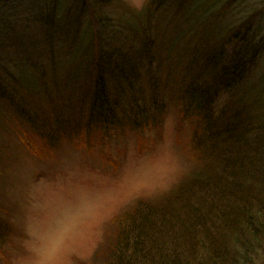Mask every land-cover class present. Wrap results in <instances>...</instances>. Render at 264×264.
<instances>
[{
  "label": "trees",
  "instance_id": "16d2710c",
  "mask_svg": "<svg viewBox=\"0 0 264 264\" xmlns=\"http://www.w3.org/2000/svg\"><path fill=\"white\" fill-rule=\"evenodd\" d=\"M84 1L93 22L108 23L109 0ZM209 1L150 2V12L142 16L149 21L144 36L147 40L132 52L145 57L146 77L155 96L151 97L152 104L143 108V103L139 104L136 112H126L117 120L112 110L118 104L109 101L116 99L117 92L115 88L109 92L108 80L129 83L132 92L134 82L139 84L142 78L132 53L99 52L100 47L93 51L90 46L76 56L79 66L69 67L63 74L62 67L72 61L62 60L72 52L63 48L61 41L50 40L51 34L34 39L21 27L15 39L20 45L14 48L12 58L10 50L5 49L7 42H0V133L16 119L23 126L25 122L34 126L45 106L50 113L60 111V117L66 119L63 107L68 92L73 100L78 93L96 97L89 101L90 115L84 125L72 124L76 127L68 129L70 123L63 121V129L53 130L49 138V143H55L53 149L49 143L42 149L32 144L33 150L45 158L51 152L55 157L63 149L62 141L95 136L94 127L106 126L109 130L113 122L110 134L98 133L105 135L99 138H108V143L119 133L120 137L127 136V129L139 143L145 141L148 129L161 138L168 109L162 96V79L163 83L167 79L168 93L175 101L172 105L181 119L176 141L188 153L193 168L156 202L137 204L112 218L92 262L79 264H255L264 252V75H253L262 44L251 35L258 15L253 12L236 25L229 24L222 17L232 7L231 0L219 8H212ZM162 16L165 35L159 41L155 28L158 22L152 27V21ZM133 24L130 15L119 19L124 31ZM155 29L157 36L153 34ZM82 38H78V44ZM27 47H41L43 59L33 57ZM56 48L62 49L60 59ZM75 71L79 74L73 75ZM70 85L73 89L69 91ZM127 93L128 89L126 97ZM10 127L17 131L15 126ZM27 129L21 131L24 139L30 137L37 143L49 130L39 126L37 139ZM13 232L10 222L0 226V242Z\"/></svg>",
  "mask_w": 264,
  "mask_h": 264
},
{
  "label": "rangeland",
  "instance_id": "374dc122",
  "mask_svg": "<svg viewBox=\"0 0 264 264\" xmlns=\"http://www.w3.org/2000/svg\"><path fill=\"white\" fill-rule=\"evenodd\" d=\"M121 1L136 8L135 12L139 14L137 18L149 13L142 7L150 0ZM227 2L217 0L218 8L224 7ZM119 4L124 7L118 1L115 5ZM232 10L238 19L257 12V22L260 21L257 30L264 37V0H235ZM109 13L118 17L120 11L110 8ZM231 17L228 12L225 13L226 19ZM231 21L238 22L234 18ZM157 22L159 26L155 28L159 30V41H163L166 25L163 16L154 19L152 27ZM21 29L33 35L34 39L51 34L50 40L61 41L65 46L63 48L71 49V56L62 62L75 61L67 64L66 68L62 67L63 74L69 67L75 69L76 56L87 47L86 41L89 46L100 35L107 39L106 33L99 30L100 25L92 21L83 0H0V42L3 39L7 42L5 49L10 50V58L14 55V48L20 45L15 39L19 37ZM146 29L147 24H138L133 31L126 30L123 33L115 27L114 30L120 33L117 44L139 47L147 40L144 37ZM79 37L83 38L78 44ZM101 41L105 43L104 38ZM27 49L33 57L43 59L41 47ZM54 51L60 59L62 49L56 48ZM228 52L226 48L225 54ZM184 53L186 58V51ZM167 68L168 65L165 66V73ZM256 70L259 74L264 71V49ZM76 73L79 74L75 71L73 75ZM139 79V84L134 85V91L128 97L126 111H118L116 116L131 110L136 112L137 104L143 103L142 108L152 104L151 97L155 96V92L150 88L143 70L142 78ZM161 91L168 104L163 123L164 139L157 140V133L149 129V146L153 145L154 151L140 155L132 132L127 129L129 133L125 137H120L122 133H119L115 138L127 147V155L118 171H114L113 166H109L110 169L104 167L100 159L77 151H68L44 164L22 147L18 138L19 133L22 135V129L28 128L27 132L37 137L41 125L49 128L43 137V141L48 144L56 127L63 129L66 125L63 121L70 123V120L60 117V111L54 113L53 110L50 113L45 106L34 126L26 122L23 126L18 119L9 121L11 123L3 132L1 138L4 139L0 142L7 146V151L0 156V221L10 222L14 232L0 243V251H4L0 253V264H77L78 260L91 263L97 247L104 239L106 227L115 215L125 214L143 202H156L165 191L183 179L188 162L175 143V129L180 128L181 119L178 120V116L176 119V108L172 105L175 101L168 93L166 78L164 83L161 80ZM45 115L49 117L47 122ZM10 126H15L19 133ZM76 126L70 123L67 128ZM92 132L94 135L105 134L108 129L106 126H96ZM238 138L244 136L238 135ZM53 143L48 144L51 149L55 145ZM113 155L117 157L118 152L113 150ZM3 209L9 210V220ZM20 233L25 235L21 237ZM258 262L264 263V252H261L255 264Z\"/></svg>",
  "mask_w": 264,
  "mask_h": 264
}]
</instances>
